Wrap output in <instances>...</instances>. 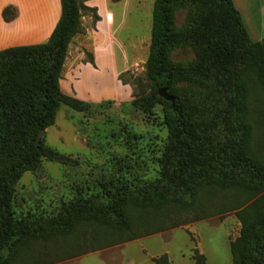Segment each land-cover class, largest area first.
Segmentation results:
<instances>
[{
    "label": "trees",
    "instance_id": "16d2710c",
    "mask_svg": "<svg viewBox=\"0 0 264 264\" xmlns=\"http://www.w3.org/2000/svg\"><path fill=\"white\" fill-rule=\"evenodd\" d=\"M61 7L48 40L0 50V264L54 263L61 258V238L85 225L101 229L98 240L107 245L115 236L132 240L184 225L177 215L195 211L207 188L245 199L231 264H264V156L250 119L253 87L264 89V39L251 38L232 0H155L147 81L130 104L149 118L162 105L169 134L158 150L156 177L148 176L145 155H111L85 180L72 181V196L54 210L24 209L18 185L26 172L39 170L44 159L72 167L79 162L44 137L37 141L40 131L54 124L63 105L86 113L104 105L62 91L82 15L78 0H61ZM184 8L187 17L178 27L175 15ZM2 14L11 21L17 10L9 5ZM188 48L195 50L193 59L173 58ZM161 88L174 100L161 96ZM35 243L51 258L37 259ZM27 252L32 259H25ZM194 258L207 264L198 251ZM156 263L170 264L167 254Z\"/></svg>",
    "mask_w": 264,
    "mask_h": 264
},
{
    "label": "rangeland",
    "instance_id": "374dc122",
    "mask_svg": "<svg viewBox=\"0 0 264 264\" xmlns=\"http://www.w3.org/2000/svg\"><path fill=\"white\" fill-rule=\"evenodd\" d=\"M88 1L78 0L81 27L69 44L60 84L65 94L104 105L89 113L65 105L59 108L54 124L46 129L45 142L79 162L72 167L44 159L39 170L26 172L18 185L24 209L54 210L61 199L72 196V181L85 180L95 166L107 164L111 155L124 157L133 151L145 155L148 176L156 177L158 150L169 134L162 122V105L149 118L130 104L138 85L147 81L155 0H106L102 14L108 25L101 23L97 8ZM9 5L17 10L12 23L4 22L2 14ZM235 5L251 38L262 41L264 0H237ZM187 12V8L176 12L178 27L185 23ZM60 14V0H0V50L45 41ZM194 57L193 48L173 54L177 61ZM253 88L250 119L257 149L264 156V89ZM244 200L237 192L207 188L195 211L177 215L184 225L132 240L115 236L107 240L108 245L98 240L104 236L101 229L85 225L61 238V258L50 264H157L156 259L164 254L170 264H197V251L207 264H231V243L241 234L238 212ZM50 244L53 248L54 243ZM41 247L33 245L36 258L50 259L40 254ZM27 253L25 259H32Z\"/></svg>",
    "mask_w": 264,
    "mask_h": 264
},
{
    "label": "crops",
    "instance_id": "0c3cea01",
    "mask_svg": "<svg viewBox=\"0 0 264 264\" xmlns=\"http://www.w3.org/2000/svg\"><path fill=\"white\" fill-rule=\"evenodd\" d=\"M105 1L106 0H89L88 2H87V4L88 5H90V6H94L95 8H97V10H98V14L100 15V17H101V23H103V24H105V25H108L105 21H104V19H103V14H102V7H104V4H105ZM236 1L237 0H234V4L236 3ZM60 2H61V0H60ZM236 6V5H235ZM237 7V6H236ZM61 12H62V7H61ZM60 16H61V14H60ZM243 17V16H242ZM60 18V17H59ZM4 19V18H3ZM59 20V19H58ZM13 21H16V20H11V21H5L4 20V22H6V23H12ZM58 22V21H57ZM56 26V25H55ZM55 28V27H54ZM54 30V29H53ZM53 32V31H52ZM51 32V33H52ZM249 32V31H248ZM51 35V34H50ZM50 35H49V37H50ZM48 37V38H49ZM48 38L46 39V40H48ZM45 40V41H46ZM45 41H43V42H45ZM41 43V42H40ZM36 44V43H35ZM16 46H18V45H16ZM10 47H12V46H10ZM8 48V47H7ZM3 49H5V48H3ZM2 50V49H1Z\"/></svg>",
    "mask_w": 264,
    "mask_h": 264
},
{
    "label": "water",
    "instance_id": "95a60500",
    "mask_svg": "<svg viewBox=\"0 0 264 264\" xmlns=\"http://www.w3.org/2000/svg\"><path fill=\"white\" fill-rule=\"evenodd\" d=\"M159 93H160L161 96H163L166 99H169V100H172V101L174 100V98L168 94V91H167L166 88H161ZM45 132H46V130H41L40 131V133H39V135L37 137V141L41 140V138L44 137Z\"/></svg>",
    "mask_w": 264,
    "mask_h": 264
}]
</instances>
